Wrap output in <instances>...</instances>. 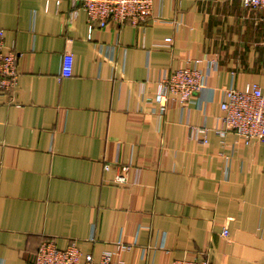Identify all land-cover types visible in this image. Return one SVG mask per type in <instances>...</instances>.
Returning a JSON list of instances; mask_svg holds the SVG:
<instances>
[{
    "label": "crops",
    "instance_id": "crops-1",
    "mask_svg": "<svg viewBox=\"0 0 264 264\" xmlns=\"http://www.w3.org/2000/svg\"><path fill=\"white\" fill-rule=\"evenodd\" d=\"M77 3L0 0L19 71L0 91V264H33L48 238L96 260L125 243L124 264H264V142L215 132L225 89H264V9L157 0L146 24L89 30ZM69 46L74 72L60 79ZM208 60L218 68L191 103L153 112L165 73Z\"/></svg>",
    "mask_w": 264,
    "mask_h": 264
},
{
    "label": "built area",
    "instance_id": "built-area-1",
    "mask_svg": "<svg viewBox=\"0 0 264 264\" xmlns=\"http://www.w3.org/2000/svg\"><path fill=\"white\" fill-rule=\"evenodd\" d=\"M60 3L61 0H56ZM78 7L87 16L89 30L94 27L105 28L109 22L120 27L124 25L138 26L146 24L154 15L157 0H76ZM250 10L264 9V0H239ZM74 15L77 9L72 12ZM166 46L172 43V38L165 39ZM75 56L69 46L62 56L60 79L69 78L74 72ZM201 63L202 59L197 63ZM218 68L217 60H208L206 67L186 66L165 73L158 81L157 91L153 98L156 107L154 113L164 114L172 102L185 108L191 103L207 84L211 74ZM19 81L18 53L14 47H8L5 42V30L0 27V91L11 92ZM222 115L219 117L221 126L215 132L225 137L228 132L236 133L248 145L253 141L264 142V89L258 83H248L243 89L228 88L223 92L220 104ZM206 127H191V137L208 142ZM111 168L105 164V170ZM130 165L121 166L117 181L126 183ZM229 228L225 227L222 235L229 237ZM131 246L122 242L115 244L112 250L104 251L99 260L92 253H84L75 241H70L66 247H59L54 238L42 241L31 260L33 264H124L122 253ZM208 254V253H207ZM171 264H212L209 256L198 258H176Z\"/></svg>",
    "mask_w": 264,
    "mask_h": 264
}]
</instances>
